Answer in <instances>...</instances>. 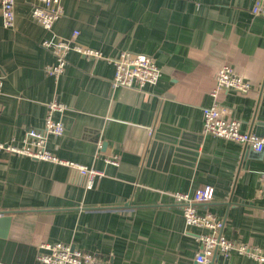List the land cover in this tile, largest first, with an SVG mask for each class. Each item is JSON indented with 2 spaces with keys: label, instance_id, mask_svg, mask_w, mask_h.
Returning <instances> with one entry per match:
<instances>
[{
  "label": "crops",
  "instance_id": "0c3cea01",
  "mask_svg": "<svg viewBox=\"0 0 264 264\" xmlns=\"http://www.w3.org/2000/svg\"><path fill=\"white\" fill-rule=\"evenodd\" d=\"M31 2L15 1L12 28L0 13V141L21 145L55 99L66 106L54 113L64 131L48 148L104 175L87 188L66 165L0 152V210L13 212L8 241L25 251L61 242L109 264H195L203 230L185 224L170 194L212 186L214 199L197 210L222 219L225 237L264 250V148L203 132L214 73L229 64L252 87L221 89L223 115L264 139V10L252 12L255 0H62L56 36L78 30L77 42L108 58L151 56L161 74L143 91L114 87L112 62L75 51L58 78L48 75L53 57L39 42L50 34L31 18ZM160 126L197 142L192 164L147 160L146 141ZM113 156L116 164L104 160ZM212 264L260 263L231 252Z\"/></svg>",
  "mask_w": 264,
  "mask_h": 264
},
{
  "label": "built area",
  "instance_id": "2783aa9c",
  "mask_svg": "<svg viewBox=\"0 0 264 264\" xmlns=\"http://www.w3.org/2000/svg\"><path fill=\"white\" fill-rule=\"evenodd\" d=\"M15 1L0 0V13L3 26L12 28L15 23ZM196 1V0H194ZM264 0H255L252 7L254 14L263 13ZM31 18L50 35L39 42V46L50 52L53 60L44 66L45 72L53 78H58L67 63L69 51H75L93 58H104L112 62L114 74L111 83L114 87H124L143 91L146 85L155 84L161 74L160 68L151 56L143 53L122 51L115 57H105L93 48L76 41L79 34L74 30L69 37H58L53 31L54 23L64 15L62 0H32ZM3 79L0 77V94L2 93ZM252 87L251 82L239 75L229 64H222L214 73V84L210 90L211 105L203 108V132L221 137L241 145L249 146L256 152L264 148V139L252 132L241 131L240 120L223 115V108L217 97L221 89H232L239 93H247ZM65 104L53 99L47 103V113L43 126L30 127L24 132L21 145L0 141V152L27 156L34 159L51 161L75 169L85 179V186L91 188L96 178L104 175L102 170L93 166L58 158L48 148V141L59 136L64 131L60 119L54 117L55 112H62ZM108 163L116 164L113 157H105ZM264 180V175L261 176ZM172 201L179 205L187 226L200 227L203 232L198 236L199 248L192 260L195 264H212L217 253L228 256L231 252L253 258L264 264V250L252 248L242 242L225 237L223 234L224 222L209 211L199 212L196 204L210 202L214 199L212 186L198 188L192 194L187 192H172ZM41 248L46 252L36 254V260L45 264H109V261L90 250L71 247L61 242L44 243Z\"/></svg>",
  "mask_w": 264,
  "mask_h": 264
},
{
  "label": "water",
  "instance_id": "95a60500",
  "mask_svg": "<svg viewBox=\"0 0 264 264\" xmlns=\"http://www.w3.org/2000/svg\"><path fill=\"white\" fill-rule=\"evenodd\" d=\"M257 125L263 133L264 123L258 122ZM255 134L257 133L255 132ZM187 135V133L179 132L178 129L164 130L162 126L158 127L146 141L147 160L159 159V163L161 160L168 163L170 161L184 162L185 159H188L187 163L192 164L194 157L197 155L198 145L197 142L190 143L187 140ZM245 148V150L251 149L246 145ZM12 213L11 210H0V264H21L23 261H27L26 264H45L36 260V254L46 252L45 249L38 248L25 251V245L21 244L20 246L8 241ZM15 245H17L16 249ZM32 259L36 263L31 261Z\"/></svg>",
  "mask_w": 264,
  "mask_h": 264
}]
</instances>
